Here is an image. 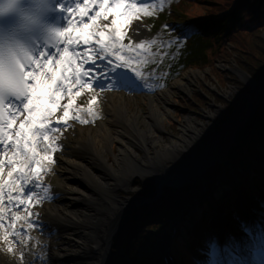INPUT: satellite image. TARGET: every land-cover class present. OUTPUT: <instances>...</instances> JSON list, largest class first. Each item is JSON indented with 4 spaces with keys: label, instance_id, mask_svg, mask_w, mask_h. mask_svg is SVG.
<instances>
[{
    "label": "bare ground",
    "instance_id": "1",
    "mask_svg": "<svg viewBox=\"0 0 264 264\" xmlns=\"http://www.w3.org/2000/svg\"><path fill=\"white\" fill-rule=\"evenodd\" d=\"M85 2L88 3V10L101 7L99 3ZM68 6L78 12L77 6L85 5L75 0ZM103 7L108 9L109 5ZM115 18L113 16L107 25H111ZM77 26L78 29L83 28L79 24ZM132 35L137 41H154L157 38L149 36V28L142 22L137 23ZM237 74L239 77L242 75L238 71ZM198 75L188 72L167 90L145 96L147 112L139 109L135 98L123 91H107L97 99L98 108H93L95 117L81 113L90 124L86 132L87 123L71 120V126L63 130L61 137L65 146L63 151L53 154L57 162L52 171L42 173L43 184L50 190L49 198L33 208V211L41 213L37 226L17 238L12 237V240L1 237L11 246L15 241L26 244L24 262L8 252V247L0 241V264H129L127 260L118 256L113 258L108 253L113 242L122 234L120 223L127 217V214L123 215V210L134 202L121 201L117 191L127 189L134 176L160 177L167 168L181 175L185 164L191 162V156L197 151H206L205 148L215 137L212 124L206 126L192 115L185 117L179 137L167 140L162 137V133L166 132L165 123L172 118V97L181 92L189 93ZM243 80L252 87L255 85L252 81ZM229 95L234 96L232 93ZM78 106L81 105L76 101L74 108ZM215 109L214 113L207 114L206 120H214L223 114L222 107ZM25 115L27 117V112ZM242 117L236 123L239 124ZM68 129L71 130L69 134L65 133ZM224 141L218 138L211 151H219ZM113 145L118 146L116 155L112 154ZM40 146L43 147V142ZM12 154V151L8 154L7 161L11 160ZM108 154L113 155L112 164ZM197 159L200 164L202 156H197ZM195 166L192 164V168ZM10 170L11 165L8 164L3 172L5 181ZM36 191L38 196L44 195L42 189ZM5 208V225L1 228L4 235L12 233L13 229L8 225L12 222V212L16 211L11 205ZM18 214L24 217L26 212L20 210ZM16 224L17 230L27 227L23 219ZM37 240L42 246L36 250Z\"/></svg>",
    "mask_w": 264,
    "mask_h": 264
},
{
    "label": "snow or ice",
    "instance_id": "2",
    "mask_svg": "<svg viewBox=\"0 0 264 264\" xmlns=\"http://www.w3.org/2000/svg\"><path fill=\"white\" fill-rule=\"evenodd\" d=\"M89 2L96 3L97 0ZM99 3L103 7L108 0H99ZM160 3L163 5L164 0ZM115 4L111 11L116 18L111 25L103 26V30L95 28V21L101 15L96 13L89 17L92 23L84 24L83 28L78 29L73 20H69L67 28L50 27L41 47L0 45V150L14 149L11 160L7 161L11 170L6 181L3 179L5 161L0 158V228L5 225V206L11 205L16 211L12 212V222L8 226L13 229L11 235L14 238L39 222L41 213L33 208L49 198L50 190L43 184L42 173L52 171L57 162L53 154L65 147L61 142L63 130L71 126V120L88 123L81 113L96 115L92 107L97 103L96 95L87 106L77 108H74L75 98L83 95L85 89L92 92L94 85L101 90H147L142 83L143 72L134 66L148 63L147 59L124 53H146L156 43L133 40L128 34L137 12L148 10L138 9L135 3L127 0H115ZM122 5L126 6L121 9ZM57 8L62 12H73L72 8L62 4ZM77 9L79 16L84 17L88 4L77 6ZM183 38V35L177 37L178 40ZM125 40L129 43L125 44ZM172 43L168 41L166 46L170 47ZM138 81L140 83H136ZM64 99L68 101L66 104L61 103ZM13 101L19 102L28 114L27 119L18 124L21 108ZM60 108L64 109L63 115L53 120L51 117ZM2 156L3 151H0ZM37 189H42L44 195L38 196ZM20 210L26 212L24 217L18 214ZM21 219L27 227L17 230L16 222ZM240 231L242 238L229 235L223 244L215 237L207 238L204 248L199 249L206 259L196 260L195 264H264V220L241 222ZM4 238L7 239L8 234ZM7 251L12 252L13 247L9 245ZM20 259H23V253ZM184 264L192 262L185 260Z\"/></svg>",
    "mask_w": 264,
    "mask_h": 264
},
{
    "label": "rangeland",
    "instance_id": "3",
    "mask_svg": "<svg viewBox=\"0 0 264 264\" xmlns=\"http://www.w3.org/2000/svg\"><path fill=\"white\" fill-rule=\"evenodd\" d=\"M169 1V3H163V5H161V3L157 1H148L143 4H137L136 6L138 9L147 8L148 11H138L136 16L132 20L130 28L128 29V34L131 37V32L134 30L137 23L142 22L149 28V32L151 34L159 36L158 42L155 45H152L151 49L146 53H132L127 51H125L124 53L129 57H140L142 59H147L148 63L141 62L139 64H135L134 66L140 69L143 72V75L146 74L149 77L146 79L147 82H149L147 84H150L148 86L149 89L157 84V81L154 79H156L158 75L165 74L166 71L162 68H165L166 70L168 69L167 63L169 62V60L167 59H170L171 57L170 55H168V53L173 44L186 46V43L188 41L187 37L190 35L185 34H188L191 31L198 30L195 28V26H198L200 22L192 19L189 20V18H193L195 16L200 17L206 11V0H189L191 1V3H183V1L185 0ZM115 7L116 6L111 7L107 12V15H105L101 19L96 20L95 28H99L102 30L103 26L107 25L108 22H110L113 16L111 9H114ZM179 12L183 13L181 14ZM175 16L180 17L182 21L175 18ZM91 23L92 21L90 20L87 24ZM170 26L173 29L172 31L168 30L170 29ZM181 35H183L184 38L178 40L177 37ZM239 40L240 41L237 44V48L235 49V47L229 45V47H227L226 49L229 52V55L226 57V59L220 60L219 57H217V52L220 49H224V47H216L215 43H213V47L209 50L207 56L210 64H214V62L218 60L217 63H215V70L212 69L209 64L207 67L188 69L184 71V73L179 78H177V80L181 79L188 72L199 73V75L195 77V83L189 93L181 92L172 97V103L170 106L172 118L167 121V124L165 123L166 132L162 133V137L164 140L179 137L181 133V126L185 124V117L191 115L196 117L199 122L205 124L206 126H208L209 123L212 124L215 132H217L218 124H224L232 114L236 106L243 104L240 98V94H249L250 88L244 81H242L241 78H239L237 71L241 73L244 72L245 74L249 75L245 71L244 66H241L240 62L245 63L249 60V66H252V63L254 62L251 59L256 60V58H260L259 54L263 55L260 59L262 60V63H264V30L254 35L245 36L243 38L241 37V39ZM161 41H163L164 44H162ZM168 41L173 42L170 47L166 46ZM179 42H181V44ZM127 43H129V41L125 40V44ZM216 43L218 44V42ZM195 47L201 48L202 44L195 42ZM251 55H256V58L252 57ZM164 61H166V63ZM146 64L148 65L145 67ZM172 83L168 86L169 88ZM102 93L103 90H101L100 88H94L92 92H89L85 89L83 90V95L76 97L75 99L79 104H87V102L92 98L93 95H96L97 98H99L102 96ZM230 93H232L234 96L231 97L229 95ZM137 97L138 98H136L135 102L138 104L139 109L147 112L148 109L146 106L147 102H145L144 100L145 98H143L142 96ZM66 102L67 99L61 101L62 104H65ZM92 107L95 109L98 108V103H96ZM216 107H222L223 114H221L214 120H206L205 117L207 116V114L214 113L216 111ZM62 110L63 108L58 109L56 115H61ZM252 119L250 120V122L252 121ZM103 121H105V118H103ZM95 123L96 122H94V124ZM168 123H171L172 125H169ZM88 127L89 125L85 127L84 132L88 130ZM70 132L71 130L69 129L65 131V133L67 134H69ZM209 146L210 143L205 149H208ZM117 153L118 146L113 145L112 154L116 155ZM112 154H108L111 164L114 161ZM167 166L171 165L168 164ZM150 177L151 176L142 178L140 176H134L132 178L130 186L127 189L118 190L117 196L121 199V201L138 200L140 191L145 186V182L150 181ZM134 207V211H137L140 206L134 205ZM261 220H264L263 215L261 216ZM156 222V225L153 226L155 228L150 229L149 233V239H151L155 247L152 248L151 246H149L147 248H143L140 259L136 264H159L157 260V255L159 253L158 246L162 243L163 239H166L164 243V245H166L168 236L170 234L171 222ZM216 234H218V231L215 233V235ZM240 235L242 236L243 234L241 233ZM0 240L4 244V241L1 238ZM122 242V238H120L119 240L116 239L113 242L115 253H117L116 255H122V253L119 252L121 251L120 248ZM36 245L38 247L41 246L39 242L36 243ZM13 247L15 251L18 250L17 245H13ZM17 256L21 257L20 254H17ZM205 258L206 257H204V259Z\"/></svg>",
    "mask_w": 264,
    "mask_h": 264
},
{
    "label": "trees",
    "instance_id": "4",
    "mask_svg": "<svg viewBox=\"0 0 264 264\" xmlns=\"http://www.w3.org/2000/svg\"><path fill=\"white\" fill-rule=\"evenodd\" d=\"M205 10V14L220 18L207 26L210 29H218L210 40H218L220 46L224 47L217 52L219 60L226 59L229 55L226 50L229 45L237 48L241 37L254 35L264 30V0H206ZM204 50L207 51V49ZM259 55L262 58L263 55ZM251 56L256 58V55ZM193 57L190 54L185 59L195 60ZM196 57L200 58V55L197 54ZM260 58L251 59L254 62L252 66H249V60L245 63L240 62L245 71L255 80H260L264 76V63ZM217 61L214 64L206 61L201 64L190 63L189 66L205 67L210 64L209 66L215 70ZM240 137L238 145L229 154L232 162L230 169L217 165L204 177L209 188V196L213 198L218 212L225 214V219L231 225L237 221L234 216L240 201L237 185L243 196L242 201L250 211L264 204V102L252 121L245 126ZM236 175L239 177V183L235 179ZM141 195L155 196V185L148 182L142 188ZM196 207L200 209V215L194 213ZM212 209L209 199L201 194L197 185L193 184L181 190L166 188L162 199L157 204L145 206L143 212H149L148 216H151L153 212L160 221H173L183 215L184 223L180 230L179 249L187 253L190 261L195 264L189 249H195L192 245L196 242L204 244L203 237L207 227L209 223L214 222ZM141 221L143 225L133 223L128 234V241L125 243L126 254L133 261L138 257L139 248L150 243L148 233L154 225V222L146 224L143 218ZM225 231L229 236L227 227Z\"/></svg>",
    "mask_w": 264,
    "mask_h": 264
},
{
    "label": "water",
    "instance_id": "5",
    "mask_svg": "<svg viewBox=\"0 0 264 264\" xmlns=\"http://www.w3.org/2000/svg\"><path fill=\"white\" fill-rule=\"evenodd\" d=\"M241 74L242 75L239 78H241L242 81H244L243 79H246L255 83V85L252 87L247 83V81H244L249 86L250 93L240 95L243 104L236 106V108L224 124H218V130L215 134V137L211 140L209 148L206 149V151L201 150V152H195L193 156H191V162L185 164L184 170L181 175L175 174L172 168H170V171H168L167 168L166 172L163 173L165 179L161 181L158 186L159 196L161 195L162 188L164 186H187L189 183H191V178L193 179V177H197L210 169L215 163L219 161L221 155L229 152L234 142L238 140L239 133L252 119L253 115L264 100V76L260 80H255L244 72H242ZM241 117L242 120L239 122V124L236 123ZM218 138H222V140L224 139L225 141L222 142L221 149H219V151L217 150L216 153H213L211 149L214 147V144ZM199 155L202 156L200 164L197 162V156ZM195 162H197L198 164H195ZM192 164L196 166L192 168ZM150 178L152 180L155 179L154 176H151Z\"/></svg>",
    "mask_w": 264,
    "mask_h": 264
},
{
    "label": "clouds",
    "instance_id": "6",
    "mask_svg": "<svg viewBox=\"0 0 264 264\" xmlns=\"http://www.w3.org/2000/svg\"><path fill=\"white\" fill-rule=\"evenodd\" d=\"M51 7V0H0V33L11 34L17 41L26 43L28 34L33 29L48 26L45 8ZM15 19L5 23L10 14Z\"/></svg>",
    "mask_w": 264,
    "mask_h": 264
}]
</instances>
